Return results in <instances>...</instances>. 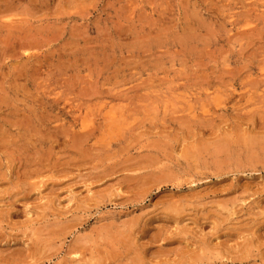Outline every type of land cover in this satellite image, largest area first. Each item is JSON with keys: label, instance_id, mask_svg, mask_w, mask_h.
I'll list each match as a JSON object with an SVG mask.
<instances>
[{"label": "rangeland", "instance_id": "rangeland-1", "mask_svg": "<svg viewBox=\"0 0 264 264\" xmlns=\"http://www.w3.org/2000/svg\"><path fill=\"white\" fill-rule=\"evenodd\" d=\"M0 264H264V0H0Z\"/></svg>", "mask_w": 264, "mask_h": 264}]
</instances>
